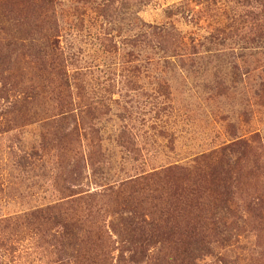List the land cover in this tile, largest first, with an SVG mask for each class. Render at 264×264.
Wrapping results in <instances>:
<instances>
[{"label":"rangeland","instance_id":"obj_1","mask_svg":"<svg viewBox=\"0 0 264 264\" xmlns=\"http://www.w3.org/2000/svg\"><path fill=\"white\" fill-rule=\"evenodd\" d=\"M0 264H264V0H0Z\"/></svg>","mask_w":264,"mask_h":264},{"label":"trees","instance_id":"obj_2","mask_svg":"<svg viewBox=\"0 0 264 264\" xmlns=\"http://www.w3.org/2000/svg\"><path fill=\"white\" fill-rule=\"evenodd\" d=\"M205 157H207V156H204V158ZM161 193H162V195L169 194L168 191H164V188L162 189ZM169 195H171V194H169ZM172 196L173 195H171V197H166V198H163V196H161V198L158 199L160 202L159 205H161V207L159 209V214H158V216H159L158 219L162 223L161 227L165 226V229L167 228L171 232L174 230V228L176 226V221L174 219V215L170 211V207H172L173 205H176V203L178 201L177 199H174V197H172ZM154 229H155V232H158L157 226L154 227ZM159 234H161V232H159ZM173 240H174V237H173ZM195 250H197V249H195ZM190 254L193 255L194 252L190 253ZM195 258H197L196 254H195Z\"/></svg>","mask_w":264,"mask_h":264}]
</instances>
